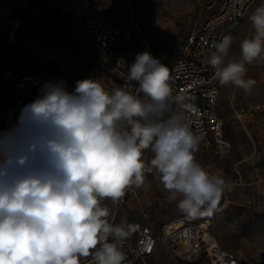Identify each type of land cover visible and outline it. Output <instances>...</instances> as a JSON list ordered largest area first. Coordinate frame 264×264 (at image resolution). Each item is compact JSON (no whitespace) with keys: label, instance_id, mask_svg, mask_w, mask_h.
Listing matches in <instances>:
<instances>
[{"label":"clouds","instance_id":"1","mask_svg":"<svg viewBox=\"0 0 264 264\" xmlns=\"http://www.w3.org/2000/svg\"><path fill=\"white\" fill-rule=\"evenodd\" d=\"M239 58L225 35L206 63L220 86L251 91L247 65L264 62V3L248 16ZM125 79L132 90H106L96 79L40 86L16 121L0 129V264H124L131 224H114L106 198L144 187L158 175L169 201L189 217L211 216L225 180L196 161L202 133L188 97L173 92L169 68L136 55ZM153 154L144 159L146 150Z\"/></svg>","mask_w":264,"mask_h":264},{"label":"rangeland","instance_id":"2","mask_svg":"<svg viewBox=\"0 0 264 264\" xmlns=\"http://www.w3.org/2000/svg\"><path fill=\"white\" fill-rule=\"evenodd\" d=\"M0 0V81L3 68L20 74H35L43 85L64 81L69 91L76 81L96 79L111 91L116 87L130 90L128 83L100 68L90 51L74 38L71 24L45 0ZM142 27L152 45L154 57L165 66L176 57L180 45L194 26L203 24L218 12L224 0H132ZM109 3V2H108ZM264 0H253L242 22L230 34L233 43L229 57L239 58L240 43L250 35L248 16ZM108 16L114 21L126 19L123 0L110 1ZM35 7V8H34ZM26 19L11 47L5 42L11 19ZM245 79L256 81L249 92L231 84L219 85V106L226 120L225 132L231 148L220 155L199 145L197 161L212 159L213 171L232 182L225 188L211 216L189 217L179 211L177 201H169L157 176L145 177V190L139 198H130L129 212L135 225L158 230L180 219L185 223H206L221 246L236 253L245 264H264V184L255 180V167L264 164V62L247 65ZM1 87H6L2 85ZM39 90V89H38ZM37 90V91H38ZM29 93V92H28ZM20 94L27 96L26 91ZM1 121H5L0 117ZM241 179L242 182L241 183ZM238 181L240 184L234 185ZM210 222V223H209ZM151 264H209L206 258L183 261L160 249Z\"/></svg>","mask_w":264,"mask_h":264},{"label":"built area","instance_id":"3","mask_svg":"<svg viewBox=\"0 0 264 264\" xmlns=\"http://www.w3.org/2000/svg\"><path fill=\"white\" fill-rule=\"evenodd\" d=\"M123 2L127 8L124 21H114L101 8L81 0H45V5L54 8L69 21L76 41L91 52L102 68L126 80V69L138 53L148 51L153 56L154 53L132 0ZM252 2L253 0H224L218 12L212 14L203 24L189 30L175 59L167 66L174 94L182 93L189 98L188 103L192 106V117L195 120L194 127H198L202 133L200 146L213 151L215 155L229 150L231 142L226 135V120L219 106V82L214 78V70L206 61L215 50L213 44L233 32L242 22ZM23 21L19 16L11 19L5 37L8 46L13 47L16 44ZM3 72L0 81V117L6 121L16 120L21 107L37 96L38 92L35 90L43 85V80L35 74H20L10 67L3 68ZM127 83L130 90L137 86L135 82ZM1 84L6 87H1ZM27 90L35 91L32 99L20 94ZM8 92L14 95L11 102H7ZM197 162L215 174L212 159L206 158ZM255 170L258 171L254 173L255 180H250L247 184H264V164L257 165ZM150 175L158 177L155 172L146 173L145 177ZM222 178L225 180V188L232 184L230 180ZM233 184L240 183L236 181ZM136 195L137 188L130 187L119 201L126 203L130 197ZM135 232V235L129 236L122 244L126 257L124 264H151L150 259L160 249L183 261L206 258L209 264H245L236 253L221 246L205 223H185L181 227L169 223L158 230L143 229L138 224ZM91 259V256L83 258L80 264H90Z\"/></svg>","mask_w":264,"mask_h":264},{"label":"crops","instance_id":"4","mask_svg":"<svg viewBox=\"0 0 264 264\" xmlns=\"http://www.w3.org/2000/svg\"><path fill=\"white\" fill-rule=\"evenodd\" d=\"M81 1H83V2H85L87 4H89V5H92V6H95V7H99L102 10H104L105 12H107V13H108L109 10H111V7L109 5H110V1H112V0H81ZM22 3L24 4V2H22ZM17 16L20 17L21 15H16L13 18H15ZM26 19L24 17V21L23 22H25ZM90 54H91V52H90ZM91 56H92V54H91ZM95 63L100 68H102L96 61H95ZM102 69H104V68H102ZM104 70H106V69H104ZM106 71L112 73L113 75H115L116 77L120 78L121 80H124L123 78H121L120 76L116 75L112 71H110V70H106ZM124 81H126V80H124ZM37 90L38 89H36L35 91L38 92ZM35 91H33V92H35ZM26 92H27V94H26L27 96L26 97L32 99L33 92L32 91H28V90ZM13 96L14 95L12 93H9L8 92V94H7V102H11L13 100ZM15 121L16 120H10V121H6V120L5 121H1L0 120V129H7V128L11 127V125L14 124ZM152 155L153 154L151 153L150 149L149 150H146L145 153H144V159L145 160H148V159H150L152 157ZM144 190H145V187H142V188L137 189L138 195L132 196L130 198H135V197L136 198H139L140 195H141V193H142V191H144ZM130 198L127 200L126 203H121L120 201L113 202V201H111L108 198H106V199H104L102 201V206L103 207H107L109 209V217H108V219H109V221L111 223H114V224H122L123 223V224H131V225L134 223L133 218H130V212H129V207L130 206H128V205H130L129 204ZM135 233L136 232H135V227H134V230L132 231V233L130 234V236L135 235ZM82 259H83V257L80 260H82Z\"/></svg>","mask_w":264,"mask_h":264},{"label":"bare ground","instance_id":"5","mask_svg":"<svg viewBox=\"0 0 264 264\" xmlns=\"http://www.w3.org/2000/svg\"><path fill=\"white\" fill-rule=\"evenodd\" d=\"M186 221H184L183 219H180L176 222L173 223V225L177 226V227H181L185 224ZM210 223V222H209ZM206 224V223H205Z\"/></svg>","mask_w":264,"mask_h":264}]
</instances>
